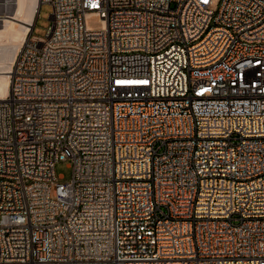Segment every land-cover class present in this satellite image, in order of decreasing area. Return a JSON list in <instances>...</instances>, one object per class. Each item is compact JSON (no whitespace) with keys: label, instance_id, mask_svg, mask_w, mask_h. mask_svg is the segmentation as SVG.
<instances>
[{"label":"built area","instance_id":"built-area-1","mask_svg":"<svg viewBox=\"0 0 264 264\" xmlns=\"http://www.w3.org/2000/svg\"><path fill=\"white\" fill-rule=\"evenodd\" d=\"M39 2L0 99V264H264V0Z\"/></svg>","mask_w":264,"mask_h":264},{"label":"bare ground","instance_id":"bare-ground-1","mask_svg":"<svg viewBox=\"0 0 264 264\" xmlns=\"http://www.w3.org/2000/svg\"><path fill=\"white\" fill-rule=\"evenodd\" d=\"M12 16L0 24V99L9 94L10 76L14 61L27 42L40 7L39 0H14ZM2 5V4H1ZM4 6L10 5L6 0Z\"/></svg>","mask_w":264,"mask_h":264},{"label":"rangeland","instance_id":"rangeland-1","mask_svg":"<svg viewBox=\"0 0 264 264\" xmlns=\"http://www.w3.org/2000/svg\"><path fill=\"white\" fill-rule=\"evenodd\" d=\"M10 5L4 6L3 4L6 3V0H0V4H2L1 12L2 14H8V16H12L13 14V3L14 0H9ZM220 0H214V5L212 9L214 11L217 10L219 6ZM53 10L50 5H43L39 14V17L36 21L35 28H34V36L39 38H44L47 35L48 28L51 25V16ZM55 173L58 177H63L64 180H60V182H68L71 180L72 176V168L70 167V162H60L56 165Z\"/></svg>","mask_w":264,"mask_h":264}]
</instances>
